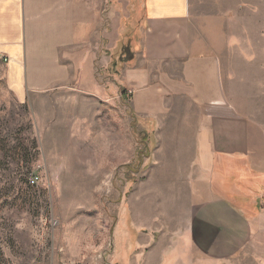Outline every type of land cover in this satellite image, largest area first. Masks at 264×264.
<instances>
[{"label": "crops", "instance_id": "1", "mask_svg": "<svg viewBox=\"0 0 264 264\" xmlns=\"http://www.w3.org/2000/svg\"><path fill=\"white\" fill-rule=\"evenodd\" d=\"M244 8L243 0H0V54L20 102L97 104L98 115L102 102L127 104L142 122L174 121L150 183L179 187L186 225L174 237L208 259L240 248L248 196L239 169L262 149L223 76L240 14L231 11Z\"/></svg>", "mask_w": 264, "mask_h": 264}, {"label": "rangeland", "instance_id": "2", "mask_svg": "<svg viewBox=\"0 0 264 264\" xmlns=\"http://www.w3.org/2000/svg\"><path fill=\"white\" fill-rule=\"evenodd\" d=\"M243 2L231 11L240 14L223 76L262 149L239 169L248 196L240 248L208 259L174 237L186 225L179 187L150 183L174 121L142 122L127 104L102 102L98 115L97 104L20 102L0 61V264H264V0Z\"/></svg>", "mask_w": 264, "mask_h": 264}, {"label": "built area", "instance_id": "3", "mask_svg": "<svg viewBox=\"0 0 264 264\" xmlns=\"http://www.w3.org/2000/svg\"><path fill=\"white\" fill-rule=\"evenodd\" d=\"M0 61L6 62L7 59H6L3 55L0 54ZM36 180H37V177H32V178H31V181H32V182H34V181H36Z\"/></svg>", "mask_w": 264, "mask_h": 264}]
</instances>
